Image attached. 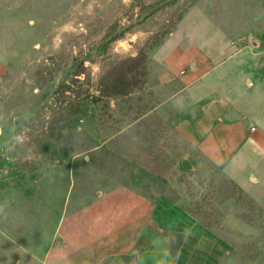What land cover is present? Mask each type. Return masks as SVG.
<instances>
[{
    "label": "rangeland",
    "instance_id": "1",
    "mask_svg": "<svg viewBox=\"0 0 264 264\" xmlns=\"http://www.w3.org/2000/svg\"><path fill=\"white\" fill-rule=\"evenodd\" d=\"M225 45L264 0H0V264H264V85L225 164L189 138Z\"/></svg>",
    "mask_w": 264,
    "mask_h": 264
},
{
    "label": "crops",
    "instance_id": "2",
    "mask_svg": "<svg viewBox=\"0 0 264 264\" xmlns=\"http://www.w3.org/2000/svg\"><path fill=\"white\" fill-rule=\"evenodd\" d=\"M260 49L244 45L233 50L227 46L221 60L199 46L192 52L186 50L187 59L194 62L192 67L196 69L184 74L189 86L206 88L215 95L201 105L200 114L194 120L187 121L189 138L197 140L203 155L216 165L225 164L251 139L249 126L255 122L253 111L247 109V100L254 98L251 91L255 86L264 85V51ZM137 199L138 196L131 195L127 201L133 204ZM128 216L132 218L133 213ZM130 218L121 223L133 231ZM108 226L104 231L107 233L110 229L109 238L119 235V225Z\"/></svg>",
    "mask_w": 264,
    "mask_h": 264
},
{
    "label": "water",
    "instance_id": "3",
    "mask_svg": "<svg viewBox=\"0 0 264 264\" xmlns=\"http://www.w3.org/2000/svg\"><path fill=\"white\" fill-rule=\"evenodd\" d=\"M253 45H257V43H254ZM182 166L186 170L192 169V165L190 164V162L188 160H183Z\"/></svg>",
    "mask_w": 264,
    "mask_h": 264
}]
</instances>
